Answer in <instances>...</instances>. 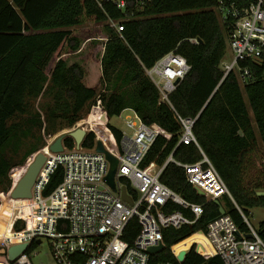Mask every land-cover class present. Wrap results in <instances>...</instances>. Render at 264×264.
<instances>
[{"label": "trees", "instance_id": "16d2710c", "mask_svg": "<svg viewBox=\"0 0 264 264\" xmlns=\"http://www.w3.org/2000/svg\"><path fill=\"white\" fill-rule=\"evenodd\" d=\"M217 1L156 0L137 13L141 18L125 23L119 38L107 22L124 14L110 3L100 7L97 0H0V192L11 190L12 170L45 146L40 137V143L26 149L31 138L36 140L35 130L44 125L39 112H33L23 128L9 125L17 114H30V99L53 95L56 108L65 105L61 113L48 107V118L67 119L71 127L99 96L110 118L132 108L144 123L161 129L144 162L149 172L156 173L171 155L183 164L206 155L231 194L220 202L241 231L248 232L243 215L249 219L250 209L264 208V195L258 193L264 190V75L258 73L245 87L234 73L222 81L228 29L213 10ZM233 1L242 7L251 0ZM89 23L98 26H84ZM98 31L108 38L101 59L87 46ZM195 38L202 42H191ZM173 50L187 59L191 70L171 94L170 106L160 101L145 69ZM177 115L197 118L193 132L198 144H179L183 128ZM110 127L120 139L121 130ZM64 142L75 146L72 137ZM83 145L94 147L95 134L89 133ZM160 179L188 201L203 204L204 213L193 226L164 229L166 248L152 256V263L224 264L206 251L205 234L209 222L220 216L219 205L198 195L176 162L166 164ZM62 180L59 168L45 195ZM174 210L195 218L178 205L166 211ZM130 228L135 237L137 220ZM257 230L264 240V221ZM182 252L184 260L179 259ZM0 264H11L6 249H0Z\"/></svg>", "mask_w": 264, "mask_h": 264}, {"label": "built area", "instance_id": "2783aa9c", "mask_svg": "<svg viewBox=\"0 0 264 264\" xmlns=\"http://www.w3.org/2000/svg\"><path fill=\"white\" fill-rule=\"evenodd\" d=\"M154 1L97 0L100 7L110 3L124 14L119 20L107 22L119 38H122L125 23L141 18L137 13ZM213 10L228 29L227 43L231 50L230 60L224 59L221 64L222 81L234 73L240 85L245 87L258 73L264 75V0H251L242 7L233 0H218ZM191 42L200 43L197 38ZM145 70L159 91L160 101L171 106L170 96L191 66L183 55L173 50ZM125 111L131 112L123 118L131 133L121 131L118 139L98 97L92 114L69 129L74 132L85 128L87 135L94 133V147L83 145L85 137L80 146L76 142L73 148L64 146L61 153L47 150V161L36 178L30 199H12L10 193L16 183L13 184L8 196L10 202L13 201L11 208H14L0 239L7 251L14 245L27 244V247L10 261L11 264H33L31 257L37 254L34 248L45 240L51 248V264H153L152 256L157 253L153 254L149 249L164 243V229L193 226L204 213L203 204L188 201L161 181L170 161L185 169L188 181L198 195L199 190L204 192L207 202L220 200L225 194L231 196L206 155L194 164L177 162L171 155L156 173L145 169L147 153L161 129L144 123L132 108L119 116ZM176 118L183 128L179 144H198L193 132L197 118L179 115ZM98 141L119 161L115 191L106 181L110 162L104 153L96 150ZM59 168L63 170L62 182L51 194L45 195L52 175ZM123 188L127 189L132 204L123 199ZM172 204L190 211L195 218L191 219L183 210L167 212ZM243 217L248 232L241 231L228 214L209 222L205 234L209 256L221 257L224 264H264V240L249 219ZM134 220L140 227L135 237V231L130 228Z\"/></svg>", "mask_w": 264, "mask_h": 264}, {"label": "rangeland", "instance_id": "374dc122", "mask_svg": "<svg viewBox=\"0 0 264 264\" xmlns=\"http://www.w3.org/2000/svg\"><path fill=\"white\" fill-rule=\"evenodd\" d=\"M103 25L104 24H100V27L103 28ZM84 26L85 27H97L98 25H96L95 23H89V24H86ZM105 39H107V37H105L100 31H98L97 35L95 37H93L90 40V42L87 44V46H89V49L92 50L94 56H96L98 59H101V56L104 52L103 48H104V45L106 42ZM227 47H228V45H227ZM230 58H231V50L229 48H227V56H226L225 60L228 61V60H230ZM29 101H30L31 107H32L30 114H24V115L17 114L16 116H14L9 121V125L17 124L20 126L19 128H23L26 124L27 119L29 118V116L33 112L37 111L43 116V120H44L43 127L35 130L36 140L34 141L31 138L30 141L27 142L26 149H29V147H31V145L33 143H40L41 142L40 137H42V139H43V142H41L42 143L41 146H43L44 144H45V146H43L41 148V150H39L37 153L43 151V149L48 150L49 145L51 143H53L63 133L67 132L66 133L67 138L69 137V134H70L69 129L72 126L67 127V125H69L68 120L64 119V118H56V119L51 120L48 118V115H47L48 107H53L54 109H57L58 113H61L64 109L65 104L56 108V106H57L56 98L53 95H49V94L42 95L36 99L32 98ZM62 101L66 102V103L68 102L69 104L72 103V101L69 100L68 98H64ZM96 104H97V100H94L92 103H90L89 106L86 107V109L83 112L82 119L88 118L92 114V108ZM130 114H131V112L125 111L123 113V115H121V116L111 117L109 124L111 126H114L118 129H120L121 131L131 133V130L129 128H127V126L124 123V119H123L124 117L126 118ZM82 119H80V120H82ZM254 125H255V123H254ZM86 128H87V125H86ZM64 146H65V142H64ZM67 148H69V147H67ZM25 151L26 150L24 149V153H25ZM22 155H23V152L20 154V157ZM32 157H30L28 159V161L25 162L24 165H22L24 167L19 166V167H16L15 169L12 170L11 179L13 181V184L15 182L17 183L22 178V176L25 174L28 166L30 165V161H31ZM258 193L260 195H264V190H258ZM7 196H8V193L0 192V234H1L2 229L6 226L8 219H10V217L12 215L11 213H12L13 208H14V207L11 208V206L13 205V201L10 202L11 199L9 196L8 197ZM249 221L255 229H258L260 223L264 221V208L258 207V208L250 209ZM0 249H2V250L5 249L1 239H0ZM34 251H36L37 254L33 255L31 257V261L33 264H51L53 262V257L51 254V248H50L49 243L46 240L43 242L42 245L36 246L34 248Z\"/></svg>", "mask_w": 264, "mask_h": 264}, {"label": "water", "instance_id": "95a60500", "mask_svg": "<svg viewBox=\"0 0 264 264\" xmlns=\"http://www.w3.org/2000/svg\"><path fill=\"white\" fill-rule=\"evenodd\" d=\"M200 42H202L201 39H199ZM180 81H177L179 83ZM156 126V125H154ZM157 127V126H156ZM67 133V132H66ZM63 133L60 135L53 143H51L48 147V150L52 153H61L65 150L64 147V141L67 138V134ZM69 137H72L77 146H80L84 140V138L87 135V131L85 129H77L74 132H69ZM96 150L100 153H104L105 156L107 157L108 161L110 162V171L109 174L106 177V181L108 184L112 187V189L115 191L116 190V182H115V175L117 172L118 168V159L111 154L108 150L105 149L103 143L101 141L97 142V147ZM47 150L43 149V151L34 154V159L32 163L29 165L26 173L22 176V178L14 185L13 189L11 190L10 196L14 200H25V199H30L32 197V188L34 186V183L36 181V178L44 166V164L47 161ZM28 161V160H27ZM12 174V173H11ZM199 195L204 196V192L199 190L198 191ZM122 197L125 201L128 203L132 204L133 200L130 197V195L127 192L126 188L122 189ZM215 203L219 205V211L220 215H226L227 211L225 207L222 205L220 200H216ZM27 244H21V245H14L10 247L7 251L8 253V259L10 261L15 260L21 253L24 252L26 249ZM166 248L165 243L161 242L159 246L157 247H151L149 251L151 253H159L163 251ZM186 255V252H182L179 255L180 260H184Z\"/></svg>", "mask_w": 264, "mask_h": 264}, {"label": "bare ground", "instance_id": "6f19581e", "mask_svg": "<svg viewBox=\"0 0 264 264\" xmlns=\"http://www.w3.org/2000/svg\"><path fill=\"white\" fill-rule=\"evenodd\" d=\"M33 159H34V156L32 157V159H31V161H30V164L32 163V161H33ZM28 164V163H27ZM22 167H24V166H22ZM29 167V166H28ZM28 169V168H27ZM27 171V170H26ZM26 173V172H25ZM16 183V182H15ZM8 197V196H7Z\"/></svg>", "mask_w": 264, "mask_h": 264}]
</instances>
